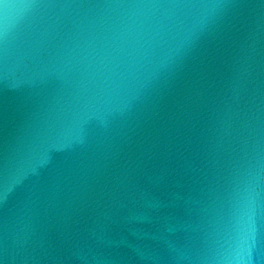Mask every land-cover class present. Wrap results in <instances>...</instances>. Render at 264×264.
<instances>
[{"label":"water","instance_id":"water-1","mask_svg":"<svg viewBox=\"0 0 264 264\" xmlns=\"http://www.w3.org/2000/svg\"><path fill=\"white\" fill-rule=\"evenodd\" d=\"M0 264H264V0H0Z\"/></svg>","mask_w":264,"mask_h":264}]
</instances>
